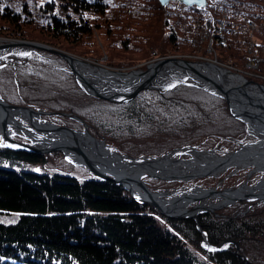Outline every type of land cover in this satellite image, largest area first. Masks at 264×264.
<instances>
[{"label":"trees","instance_id":"16d2710c","mask_svg":"<svg viewBox=\"0 0 264 264\" xmlns=\"http://www.w3.org/2000/svg\"><path fill=\"white\" fill-rule=\"evenodd\" d=\"M0 8V37L42 42L119 69L168 55L214 57L264 83V59L245 68L252 56L247 49L264 58V0H206L204 6L178 0H1ZM223 11L224 41L210 53L195 21L214 23ZM246 19L254 24L251 36ZM0 97L42 110L44 121L77 130L86 124L108 147L133 157L154 158L183 146L227 152L255 139L223 98L203 89L180 84L112 103L86 94L68 67L45 51L15 68L0 67ZM248 170L219 186L238 185ZM144 180L152 189L174 190L210 187L218 178ZM248 205L242 200L219 209L220 215L202 212L198 228L194 218L169 217L135 201L121 184L95 176L61 151L0 147V264H264V202L243 212ZM203 233L212 246L225 242L209 251Z\"/></svg>","mask_w":264,"mask_h":264},{"label":"water","instance_id":"95a60500","mask_svg":"<svg viewBox=\"0 0 264 264\" xmlns=\"http://www.w3.org/2000/svg\"><path fill=\"white\" fill-rule=\"evenodd\" d=\"M170 0H159L166 4ZM186 5L204 6L206 0H178ZM14 46H28L27 53L45 51L54 54L75 78L86 94L112 103L124 104L142 90L169 91L180 84L198 87L225 101L228 112L243 121L256 139L241 143L230 153L219 155L210 149L195 147L173 148L158 157L130 156L108 147L88 131L69 128L41 120L42 110L13 105L0 97V136L5 145L14 150L42 152L61 151L72 163L86 166L95 176L110 179L128 190L133 199L149 204L158 212L175 218H194L198 214L232 204L238 200L264 202L263 176L254 184H247L250 175L264 170V83L247 79L242 73L210 59H186L179 56L155 58L144 67L111 68L87 58L79 57L50 45L0 38V56ZM12 63L3 59L0 67ZM175 84V87L170 85ZM80 120L76 115H71ZM22 135L27 142L12 137ZM259 164L247 172L244 183L236 187L217 188L195 186L184 191L155 190L147 186L140 175L161 179H184L215 175L231 165ZM247 206L246 209H248ZM199 227V226H198ZM205 247H212L204 234ZM238 247V245L236 244Z\"/></svg>","mask_w":264,"mask_h":264},{"label":"rangeland","instance_id":"374dc122","mask_svg":"<svg viewBox=\"0 0 264 264\" xmlns=\"http://www.w3.org/2000/svg\"><path fill=\"white\" fill-rule=\"evenodd\" d=\"M225 14V15H224ZM223 15L225 16V18H226V12L225 11H223V12H221V17L219 18V19H217V20H215L214 21V23L213 22H207L205 25H201L202 23H201V21L199 22V23H195V25H196V28L198 29V31H199V33H200V36H201V39H205L206 40V47H207V50H208V52H210V53H214L215 54V50H214V47H213V45H214V43L215 42H218V40L217 39H215V38H213V40H212V43H210L209 44V42H208V38L207 37H205V31H206V26L208 25V24H210V25H214V24H216L217 22L216 21H218V20H220V19H222V17H223ZM249 20H247L246 19V26H245V28L244 29H246L248 32H249V34H250V36H251V34H252V30H253V28H254V26H252V27H250L249 26V24H247V22H248ZM196 22V21H195ZM254 25V24H253ZM209 28V27H208ZM211 28V27H210ZM223 34V33H222ZM216 37V36H215ZM0 38H4V39H7V40H15V41H18V40H26V41H32V40H27V39H18V38H6V37H0ZM34 42H38V41H34ZM40 43H42V42H40ZM45 44V43H44ZM48 45V44H47ZM51 46V45H50ZM53 47V46H52ZM54 48H57V47H54ZM57 49H59V48H57ZM252 49V48H251ZM251 49H247V51L252 55V54H255ZM60 50H62V49H60ZM63 51H65V50H63ZM252 51V52H251ZM40 52H43V51H36V52H31L30 54L32 55L33 53H40ZM66 52H68V51H66ZM68 53H70V52H68ZM263 53H264V49H263ZM71 54H73V53H71ZM31 55H29V56H21V55H14V54H7V55H5V56H0V57H3V59H8V60H11V62L12 63H10L11 65H13V67L15 68L19 63H24V62H26L29 58H30V56ZM73 55H75V54H73ZM76 56H78V55H76ZM168 56H178V55H168ZM79 57H81V56H79ZM163 57V56H162ZM179 57H181V56H179ZM83 58H86V57H83ZM158 58V57H157ZM182 58H184V57H182ZM3 59H0V61L1 60H3ZM88 59V58H87ZM155 59V58H154ZM187 59V58H186ZM197 59H210V60H214V61H216V59L213 57V58H208V57H203V56H200V57H198ZM153 60V59H152ZM250 60V59H249ZM93 61V60H92ZM151 61V60H150ZM96 62V61H95ZM149 62V61H148ZM147 62V63H148ZM217 62V61H216ZM98 63H100V62H98ZM219 63V62H218ZM102 64V63H101ZM221 64H223V63H221ZM246 64H247V62L245 63V68L249 71L251 68H247V66H246ZM260 64V63H259ZM65 65V64H64ZM104 65V64H103ZM224 65H226V64H224ZM67 66V65H66ZM228 66V65H227ZM68 67V66H67ZM109 67V66H108ZM136 67H139V66H136ZM228 67H230V66H228ZM111 68H114V67H111ZM132 68H134V67H132ZM69 69V68H68ZM117 69H119V68H117ZM130 69V68H129ZM253 69V68H252ZM70 71V70H69ZM238 72V71H237ZM72 117V116H71ZM72 118H74V117H72ZM42 120V119H41ZM255 136V135H254ZM256 138H258V137H256L255 136V139ZM254 140V139H253ZM193 147V146H192ZM210 149V148H209ZM212 149H213V151H215L216 153H218V154H220V155H224V154H226V153H229V151H227V152H222V150H220L219 149V147H216V148H214V147H212ZM169 151V150H168ZM167 152V151H166ZM165 152V153H166ZM49 155V154H48ZM161 156V155H160ZM66 158V157H65ZM68 159V158H67ZM72 162V161H71ZM76 164V163H75ZM251 167H248V169H250ZM247 169V168H246ZM238 170V169H237ZM240 170H243V169H241V168H239V170L238 171H236V169H235V167H230V168H228V169H226V170H224V171H222V172H220L219 174H217V175H202V176H196V177H192V178H189V179H187V180H184V179H163V180H183V181H189V180H191V179H195V178H202V177H209V178H211V177H214V178H218V181L215 183V185L219 182V184H218V186H217V188H224V187H220L219 185H220V183H221V181L224 179V178H227L228 176H233L234 174H236L237 172H239ZM248 172V171H247ZM247 172L245 173V175H246V177H245V179H244V181L243 182H241V183H239L238 185H241L242 183H244L245 182V180H246V178H247ZM258 173H260V176L258 177V179L256 180V181H254L253 183H249V179L253 176V175H255V174H258ZM263 176V171H260V170H257V171H255V172H253L251 175H250V177H249V179L247 180V184H254V183H256L259 179H261V177ZM144 177H147V175H145V176H143L142 177V179L144 180ZM148 177H151V176H148ZM153 178H158V177H153ZM159 179H161V178H159ZM145 181V180H144ZM146 183V182H145ZM147 184V183H146ZM215 185H213V186H210V187H214ZM238 185H236V186H238ZM148 186V185H147ZM195 186H200V185H190V188H193V187H195ZM236 186H225V187H236ZM149 187V186H148ZM162 189H166V188H161V189H155V190H162ZM187 189H189V188H183V189H174V190H168V189H166V190H168V191H184V190H187ZM127 190V189H126ZM238 201H242V200H238ZM244 201H247V200H244ZM235 202H237V201H235ZM235 202H233V203H235ZM232 203V204H233ZM252 203H256V204H259V203H257L256 201H248V206H250V204H252ZM262 203V202H261ZM231 205V204H230ZM227 206H229V205H227ZM224 207H226V206H224ZM155 208V207H154ZM221 208H223V207H221ZM221 208H219V209H221ZM247 208V207H246ZM244 209V211L243 212H245L246 210H248V209ZM249 208V207H248ZM156 209V208H155ZM219 209H216L215 211H210V210H207V211H210V212H213L215 215H220L217 211L219 210ZM204 212H206V211H204ZM202 213V212H201ZM238 213H236L235 214V216L237 215ZM199 215V214H198ZM222 215H224V214H222ZM224 216H226V215H224ZM198 226H199V223H198ZM198 228H200V227H198ZM204 234L205 233H203L202 234V236H203V238H204ZM206 235V234H205ZM208 241V240H207ZM209 243V242H208ZM210 244V243H209ZM220 244V243H219ZM218 244V245H219ZM237 243H235V245H236ZM211 245V244H210ZM238 245V244H237ZM212 246V245H211ZM217 246V245H216ZM212 247H215V246H212ZM237 247V246H236ZM237 248H239V246L237 247ZM212 249V248H211Z\"/></svg>","mask_w":264,"mask_h":264},{"label":"built area","instance_id":"2783aa9c","mask_svg":"<svg viewBox=\"0 0 264 264\" xmlns=\"http://www.w3.org/2000/svg\"><path fill=\"white\" fill-rule=\"evenodd\" d=\"M224 15H223L222 19L216 21L217 22L216 24H214V25L208 24L206 26L207 28H206V31L204 33H205V37H207L209 39L208 40L209 44L212 43L213 38L217 39L219 42L224 41V37L222 34V28L224 26V20H225ZM199 22H200V19L197 18L196 23H199ZM247 24H249L250 27L254 26L251 21H248ZM261 60H262L261 57L255 55V54H252L250 60L247 61L246 66H247V68H251V69L256 68L259 65Z\"/></svg>","mask_w":264,"mask_h":264},{"label":"bare ground","instance_id":"6f19581e","mask_svg":"<svg viewBox=\"0 0 264 264\" xmlns=\"http://www.w3.org/2000/svg\"><path fill=\"white\" fill-rule=\"evenodd\" d=\"M29 47L28 46H14L10 51H8L7 53L1 55V56H5L7 54H14V55H18L19 53H24V52H28L29 51ZM215 152V151H214ZM216 153V152H215ZM230 153V152H229ZM218 154V153H217ZM227 154V153H226ZM220 155V154H219ZM259 164H236V165H231L229 167H227L226 169L230 168V167H235L236 171L239 170V168L241 169H245L248 167H252V166H258ZM224 169V170H226ZM238 169V170H237ZM223 170V171H224ZM260 171H264V170H260ZM148 174V173H146ZM146 174L140 175V177L142 178L143 176H145ZM217 175V174H215Z\"/></svg>","mask_w":264,"mask_h":264},{"label":"snow or ice","instance_id":"6c2138e0","mask_svg":"<svg viewBox=\"0 0 264 264\" xmlns=\"http://www.w3.org/2000/svg\"><path fill=\"white\" fill-rule=\"evenodd\" d=\"M3 9L2 8H0V11H2ZM18 55H21V56H29V55H31L30 53H26V52H24V53H19ZM0 59H3V57H0ZM176 85L175 84H172V85H170V87H175ZM0 147H14V145H10V144H8V145H5V144H0ZM37 171H39L38 169H37ZM225 247H227V246H225ZM209 251H215V249H211V248H209L208 249Z\"/></svg>","mask_w":264,"mask_h":264},{"label":"flooded vegetation","instance_id":"af4514ba","mask_svg":"<svg viewBox=\"0 0 264 264\" xmlns=\"http://www.w3.org/2000/svg\"><path fill=\"white\" fill-rule=\"evenodd\" d=\"M1 1V0H0Z\"/></svg>","mask_w":264,"mask_h":264}]
</instances>
